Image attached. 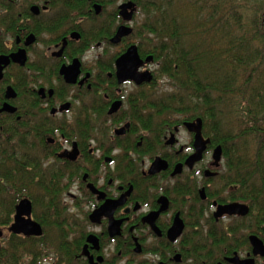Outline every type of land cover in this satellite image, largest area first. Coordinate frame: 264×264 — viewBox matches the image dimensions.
<instances>
[{
	"label": "flooded vegetation",
	"instance_id": "obj_1",
	"mask_svg": "<svg viewBox=\"0 0 264 264\" xmlns=\"http://www.w3.org/2000/svg\"><path fill=\"white\" fill-rule=\"evenodd\" d=\"M138 1L0 0V56L22 51L26 58L23 65L10 59L2 70L0 137L10 128L17 143L27 137L34 168L49 172V177L6 183L9 192L2 191L0 198L14 203L10 219L0 222V252L16 235L33 241L29 261L40 264H264V255L254 252L250 241L255 236L264 245V223L248 217L250 209L246 215H214L218 205L247 204L220 191L219 184L211 187L224 170L222 150L220 161L213 164L217 145L210 148V140L190 166L194 133L184 123L195 118L180 121L172 116L164 122L162 114L147 109L148 102L157 101H148L147 95L157 86L159 65L151 54L141 55L134 38ZM127 2L135 9L129 21L120 14V6ZM122 25L132 31L112 42ZM131 46L143 61L151 56L137 70L150 72V82L118 81L116 61ZM62 69L76 71L75 82H67ZM127 85L132 89H125ZM8 87L14 97H6ZM5 104L13 110H2ZM148 119L152 126L145 124ZM181 130L190 137L185 144L178 137ZM202 135L209 138L203 122ZM208 153L211 161L197 170ZM156 157L166 168L152 173ZM28 164L15 163L25 166L24 175L30 174ZM175 169L180 171L174 173ZM53 181L65 203L61 206L72 218L62 228L60 251L44 235L35 197L26 190L38 185L36 197L51 201L48 190H56ZM74 185L76 194L71 191ZM188 185L192 193L176 194ZM22 199L30 201V217L42 229L39 236L9 230ZM73 200L78 215L69 208ZM175 218L182 227H175L173 232H180L173 236ZM245 222L251 225L246 227ZM213 237L222 241L215 243Z\"/></svg>",
	"mask_w": 264,
	"mask_h": 264
},
{
	"label": "trees",
	"instance_id": "obj_2",
	"mask_svg": "<svg viewBox=\"0 0 264 264\" xmlns=\"http://www.w3.org/2000/svg\"><path fill=\"white\" fill-rule=\"evenodd\" d=\"M262 2L252 7L235 0H139L143 20L134 27L141 55L151 54L159 65L158 73L166 75L173 83L170 91L160 93L158 90L160 95L148 89V101L153 98L157 101L153 106L148 102L147 109L162 114L164 122L172 119L170 113H185L183 119L187 120L202 119L203 131L211 140L210 148L216 145L222 148L224 170L218 179L220 191L247 203L248 217L256 218L259 224L264 223ZM249 12L253 16L247 17L245 13ZM150 121L145 124L152 126ZM15 135L10 128L0 137V178L4 180L0 193L9 192L6 183L37 176L31 165L33 160L30 161L29 139L20 137L17 143ZM21 161L31 163L30 174L24 175L25 166L15 165ZM54 187L58 185L53 181ZM190 188V185L181 186L176 194H190ZM48 192L52 193V200L44 202L46 210L38 220L52 224V241L58 244L55 246L60 251L66 220L55 211L59 193L50 189ZM13 203L11 199L0 198L1 223L10 219ZM46 212L52 213L49 223ZM250 225L245 222L246 227ZM12 236L0 252V264H25L31 256L33 241ZM213 241L222 240L213 237Z\"/></svg>",
	"mask_w": 264,
	"mask_h": 264
},
{
	"label": "water",
	"instance_id": "obj_3",
	"mask_svg": "<svg viewBox=\"0 0 264 264\" xmlns=\"http://www.w3.org/2000/svg\"><path fill=\"white\" fill-rule=\"evenodd\" d=\"M131 7V10L128 12L127 9ZM120 14L122 15L123 19L126 21H129L132 18L133 12H134V4L131 2H127L125 4H122L120 6ZM132 31L130 27H127L125 25H122L118 28L116 34L111 39L112 42H117L123 35H127ZM10 59L13 62H17L20 65H23L25 63V55L23 52H17L15 54H11L10 56H0V78L2 77V70L3 68L9 64ZM151 59V56L146 57L144 60L149 61ZM142 59H140L137 49L135 46H131L128 48V50L122 54L116 61L117 66V76L118 81H124L126 79L133 80L135 83L140 84L142 82H150L152 79V75L150 72L145 71L139 73L138 67L141 66L144 62ZM62 73L65 76V79L67 82L73 83L75 82V72L65 71L62 69ZM15 93L12 90V88L8 87L6 90V97L11 98L14 97ZM2 110L6 111H12L13 108L9 106L8 104H5L3 106ZM111 109L109 113L112 111ZM184 125L186 128L194 133V147L195 152L193 155L190 156L187 163L191 166L196 160L200 159L202 156V153L206 150L208 144L210 143L209 138H204L202 135V119L200 117L195 118L194 120L185 122ZM221 147L220 145H217L212 153L213 158V164H218V162L221 159ZM166 168V163L160 159L159 157H156L153 161L152 167L150 172H156L160 171L162 169ZM179 169H175L174 173L179 172ZM16 213L14 216V222L9 227V230L16 234H24L26 236L30 235H36L39 236L42 234V229L39 223L35 222L30 217L31 212V206L30 201L28 199H22L15 207ZM249 212V206L244 203H229L225 205H218L216 211L214 212V215L216 217L221 216L223 214H239V215H246ZM177 228L178 230L182 227V224L178 218H175L173 227L171 231L173 232L174 228ZM180 231H177L173 234V236H176L179 234ZM172 235V234H170ZM251 244L253 246L254 252H259L261 255H264V245L260 239H258L255 236L250 237Z\"/></svg>",
	"mask_w": 264,
	"mask_h": 264
},
{
	"label": "rangeland",
	"instance_id": "obj_4",
	"mask_svg": "<svg viewBox=\"0 0 264 264\" xmlns=\"http://www.w3.org/2000/svg\"><path fill=\"white\" fill-rule=\"evenodd\" d=\"M234 1V0H233ZM235 1H237V2H239V3H246V4H248L249 6H256V5H259L262 1V3L264 4V0H235ZM247 1V2H246ZM261 1V2H260ZM260 2V3H259ZM259 3V4H258ZM246 15H247V17H249L248 15H250V16H253V14L252 13H250L249 12V14H247V13H245ZM143 20V18H142V13L140 12V10L138 9V11H137V13H136V15H135V19H134V21H133V26L134 27H136V24L138 23V22H140L141 23V21ZM249 22V21H248ZM248 22H247V24H248ZM246 28H248V25H247V27ZM137 41H138V38H136V37H134ZM41 49L43 50V51H46L45 50V48H44V46H41ZM92 53H94L93 51H92ZM151 68H153L154 69V67H155V64H152L151 66H150ZM156 78H157V86H154L153 85V87H152V89H156V92H158V90H159V92L161 93V92H163V91H170L171 90V88L173 87V83L169 80V78L166 76V75H164V74H159V76H156ZM125 89H128V90H131L132 89V85H127V86H125ZM158 92V93H159ZM160 93H159V95H160ZM149 111V110H148ZM186 114L185 113H174V114H172V113H170V117H172V116H174V117H177L179 120H181V119H183V118H185L186 116H185ZM162 117H164V116H162ZM210 123H212V121L210 122ZM104 124H105V122H104ZM102 125V124H101ZM178 137H179V140H180V143L181 144H185V143H187L188 141H189V139H190V137H189V134H188V132L187 131H185V130H181L180 131V133H179V135H178ZM209 161H211V157H210V153H208L207 155H206V157L204 158V160L201 162V163H199L195 168L197 169V170H199V168H203V165H206ZM23 161H21V163H22ZM31 164V163H30ZM30 164H28V165H30ZM31 165H34L33 163L31 164ZM36 168H35V172L37 173V176L36 177H40V175H42V173H44V174H46L47 175V177H49V172H47V171H45V169H40L39 168V166L38 165H36L35 166ZM34 177H35V175H34ZM202 176L201 175H198V178H201ZM215 184H219L218 183V180H216V181H214L213 183H211V187H213V186H215ZM1 186H3L2 184H0V188H1ZM73 188H72V194H76V193H78V192H76V188H75V185L74 186H72ZM56 188V192L57 193H60V191L59 190H57V188H59V186L58 187H55ZM26 190H30V193L29 192H27ZM26 190H25V193H29V194H27L29 197H31L32 199H34L33 197H35V199H34V210H35V214H36V217H38V218H42L41 217V215H42V212H43V210L45 211L46 210V208L44 207L43 208V206H44V202H46V200H43V199H39V198H37L36 197V195H38V194H40V186H38V185H36V187L34 188L32 185H28L27 187H26ZM21 192H24V190H22ZM14 195H16V193H14ZM15 198V197H14ZM67 199H68V196H67ZM62 197H61V199H59V203H58V208H55V211L57 212V213H59V216H61L62 218H63V220L65 221H68V220H71L72 218L69 216V214H67L66 212H65V207L63 208L62 206H61V203H62V205L64 206V204L65 203H63L62 201ZM70 199H68V201H69ZM70 209H71V211L74 213V214H79V211H77V209H79V207H78V205L76 204V203H74V200L71 202V207H69ZM46 219H47V223H49V219L51 220V216H52V213L50 214V213H47L46 212ZM74 218H76L75 216H73ZM77 219V218H76ZM60 220V219H59ZM52 221V220H51ZM65 221V222H66ZM43 225L44 224H46V222H44V223H42ZM45 226V228H44V232H46V234H47V239L48 240H50V239H53V233H52V231L54 230V227L52 226V224H46V225H44ZM46 234H45V236H46ZM43 249V248H42ZM42 249H40V250H42ZM39 250V251H40ZM46 253V251H44L43 252V254H45ZM41 259V258H40ZM27 260H30V259H27ZM29 262L31 263V264H40V262L39 261H28V262H25V264H29ZM41 264H49V261L48 262H44V263H41Z\"/></svg>",
	"mask_w": 264,
	"mask_h": 264
}]
</instances>
